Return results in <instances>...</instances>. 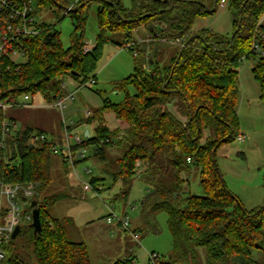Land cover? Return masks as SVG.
<instances>
[{"label": "trees", "instance_id": "obj_1", "mask_svg": "<svg viewBox=\"0 0 264 264\" xmlns=\"http://www.w3.org/2000/svg\"><path fill=\"white\" fill-rule=\"evenodd\" d=\"M38 1L34 16L55 5L67 9L71 0ZM89 1L80 0L69 12L76 30L69 48L64 47L54 24L37 22L40 32L25 40L30 49L27 61L17 65L11 58H0V100L30 93L32 97L40 94L46 104L53 103L65 93V76H83L84 83L93 74L91 78L96 80L94 72L105 44L111 41L110 33H122L128 42L132 30L145 26L152 39L137 43L134 72L114 84L123 92V100L107 98L91 117L81 120L94 125L93 133L84 137V146L92 150L87 159L95 156L105 160L107 148L120 147L122 153L107 170L113 184L121 182L122 194L117 198L125 202L136 163L142 162L140 179L148 192L141 200L143 228L138 231L159 232L157 216L166 212L174 253L182 264L195 258L199 248L206 250L207 264H262L254 258L253 250H264V203L251 210L244 206L226 186L216 154L223 143L236 141L241 133L239 69L246 58L256 60L252 70L264 102V0H227L234 17L230 36L208 28L194 29L199 18L216 12L221 0L217 5L212 0L214 11L200 0H132L131 8H125L121 0H96L100 3V31L93 49L85 53L82 7ZM158 35L185 39L178 45L163 42ZM256 40L263 54L253 49ZM169 48L170 60L164 62ZM8 111L0 108V142L3 120L18 121ZM108 113L114 114L117 127L108 125ZM19 125L0 146V182L37 184L35 200L42 230L36 234L34 229L22 227L20 234L28 230L27 248H17L12 238L6 245L8 256L3 264H32L29 253L34 255L35 264H92L87 244L70 240L63 223L45 210L46 205L61 199L57 194L42 198L41 193L53 182L54 155H61L53 148L56 140L43 129ZM206 130L210 134L203 141ZM42 134L48 139L42 140ZM196 169L202 194L189 190ZM103 180L95 176L91 182L104 186ZM161 263L177 264L173 257Z\"/></svg>", "mask_w": 264, "mask_h": 264}, {"label": "rangeland", "instance_id": "obj_2", "mask_svg": "<svg viewBox=\"0 0 264 264\" xmlns=\"http://www.w3.org/2000/svg\"><path fill=\"white\" fill-rule=\"evenodd\" d=\"M76 0H71L68 7ZM125 8L132 7V0H121ZM212 8V0H200ZM80 0H77L73 9L78 6ZM39 1L33 0V6L36 10ZM99 2L90 0L82 7V15L86 17L85 39L86 42H92L96 39L100 31L98 23ZM34 10V11H35ZM37 22H46L54 24L61 32L62 41L65 48L71 46L72 34L76 31L75 24L67 9L59 5L52 8L41 10L35 15ZM233 12L229 1L224 6L218 4L214 14L199 18L194 29L202 28L212 29L216 32L230 36L233 31ZM145 26L139 27L138 37H144L147 33ZM111 41L107 42L103 49V55L98 60L96 74V83H89L87 87L79 88L80 82L84 77H79L78 81L72 80L70 76H65L64 82L70 84V90L74 91V98L66 101V107L62 112L53 103L46 104L40 94L32 97L33 105H23L11 107L9 114L14 115L20 123H27L35 129H43L53 137L57 143L63 141L64 125L79 124L78 133L85 139V130L88 128L93 133V123H86L84 114L86 110H96L101 107L105 99L112 102L123 100V92L115 89V83L123 80L134 72L135 55L133 50L124 48L126 42L122 33H110ZM171 48L166 51L163 61L170 60ZM19 62H24L23 58H16ZM256 63L254 58H246L240 66V96L238 102V114L240 120V132L245 134L244 141L238 139L233 142L223 143L217 151L216 160L218 167L223 175L226 186L233 191L248 209H254L264 203V102L260 98L261 86L255 79L253 67ZM93 74L89 76L91 80ZM70 82V83H69ZM133 91V87L130 88ZM102 92L101 94L98 92ZM23 99V96H20ZM108 125L111 128L117 127V122L113 113L107 114ZM77 129V128H76ZM122 133V132H121ZM123 134V133H122ZM209 130L205 131L203 141L209 136ZM120 147L114 146L107 148V157L100 160L95 156L89 159L79 161L74 170L66 162H61L59 155L53 157V182L46 190H43V197L61 195V199L53 204L45 206V210L51 217L59 219L66 228L67 236L73 241H85L88 245L89 253L94 264H108L114 257H119L121 253L109 244L110 239L116 241L121 237H132L124 228L112 232L111 225L107 223V214L110 210L106 203L113 205L116 213L122 214L127 206L128 216L131 218V226L141 225L143 220L141 211V200L147 194L148 190L141 179L133 178L132 189L127 202L123 199H115L120 196L121 182L113 184L111 169L117 157L122 153ZM64 172L66 179L74 184L72 189H66L59 183L58 175ZM103 177L104 188L98 192H88L84 189V184L91 182L93 177ZM70 178V179H69ZM62 186V187H61ZM111 187V188H110ZM189 190L192 194H202L203 189L200 185V172L194 170L189 183ZM114 193H117L114 196ZM70 195V196H68ZM68 196V197H67ZM73 203V205H71ZM260 203V204H258ZM70 204L68 207L64 205ZM32 210V209H29ZM94 220L93 223H87ZM160 231L152 232L141 230L140 243L134 240L133 248L137 250V264H154L150 258L152 252L159 254L160 258L157 264H162L161 260H173L177 264H182L181 260L176 258L172 235L167 225L166 212H160L157 216ZM26 224L25 222H22ZM116 223V222H114ZM143 225V223H142ZM141 227V226H140ZM31 228V227H30ZM143 228V227H142ZM33 229V228H32ZM134 230V229H133ZM28 230L19 234L12 241L17 248H27ZM110 235V238H108ZM131 240V239H130ZM108 245V246H107ZM32 264L36 260L32 253H29ZM253 256L259 262L264 264V250L254 249ZM124 258H117V260ZM176 260V261H175ZM208 255L204 248H199L197 256L189 260L187 264H207ZM185 264V262H183Z\"/></svg>", "mask_w": 264, "mask_h": 264}, {"label": "built area", "instance_id": "obj_3", "mask_svg": "<svg viewBox=\"0 0 264 264\" xmlns=\"http://www.w3.org/2000/svg\"><path fill=\"white\" fill-rule=\"evenodd\" d=\"M75 2L67 7V12L69 13L73 10ZM227 0H221L220 5L224 6ZM33 0H0V58H11L13 62L17 65L24 63L29 57V47L25 44L27 37L36 35L40 32V28L37 25L35 19ZM139 29L132 30L131 39L126 42L124 48L133 50L134 55L137 56L138 51L136 45L139 42L150 41L152 39L151 35L147 32L144 37H138ZM158 39L163 42H168L172 44L183 45L184 37L176 38H165L158 35ZM95 41L86 42L84 44L83 50L85 53L90 52L95 46ZM253 49L257 53H262L263 51L258 44L257 40L254 41ZM23 58L24 62L17 61L16 58ZM89 83H96L94 78L88 80L84 83L80 82L79 88L87 87ZM64 90H66V83L62 84ZM74 92H65L56 98L53 105L58 107L62 112L66 107V101L74 98ZM23 99L10 98L8 100H0V108L7 111L11 107L23 106V105H33L32 95L30 93H25L22 95ZM93 114L92 110H86L84 118L88 119ZM73 124H67L64 120V139L61 143H57L53 146L56 152L61 151V156L63 160L69 164V166L74 170L75 165L79 161L86 160L92 150L84 146V139L75 130H70L69 126ZM19 122L13 119L5 118L2 122L3 128V139L0 142V146L4 145V138L11 132L19 128ZM42 140L48 139L45 134L41 135ZM245 134L239 133L238 140L244 141ZM142 162L137 161L135 168V178H141L142 175ZM103 185H98L97 187L92 184V182H87L84 184V189L88 192L103 189ZM37 195V184L30 182L28 184L21 183H8L0 182V264H3L7 259L6 245L12 239V234L18 225H28L33 222L32 210L28 209V205L35 200ZM109 223L117 222L122 228H124L132 238L140 243L141 235L137 230H131V218L128 216L127 210L125 209L122 214H118L114 207L110 208V214L107 217ZM25 222L26 224H23ZM150 258L154 264H157V259L159 254L152 252Z\"/></svg>", "mask_w": 264, "mask_h": 264}, {"label": "crops", "instance_id": "obj_4", "mask_svg": "<svg viewBox=\"0 0 264 264\" xmlns=\"http://www.w3.org/2000/svg\"><path fill=\"white\" fill-rule=\"evenodd\" d=\"M72 80H75V81H78V83L80 82L79 81V79H75V78H71ZM70 83V82H69ZM70 84H67V87H66V90H65V92H74V91H72V89L70 90ZM75 131H77L78 132V127H77V129L75 128L74 129ZM94 131V130H93ZM86 132H88V134L90 135L91 134V132H92V130H89L88 128L85 130V133ZM62 142V141H61ZM60 142V143H61ZM59 157H60V161L61 162H65L64 160H63V158H62V156L61 155H59ZM97 158V157H96ZM58 177V180H59V183H61L66 189H72L71 188V186L74 184L71 180H67L66 179V176H65V174H64V172H60L59 173V175L57 176ZM70 179V178H69ZM62 187V186H61ZM117 193H114V196L116 195ZM68 196H70V195H68ZM67 196V197H68ZM115 199H118L117 197H115ZM258 204H260V203H258ZM71 205H73V203H71ZM106 205L108 206V208H109V210H110V208L111 207H113V205H110L109 203L107 204L106 203ZM68 206H70V204H67V205H64V207L66 208V207H68ZM258 206H260V205H258ZM125 209L127 210V206L125 207ZM110 213H108L107 214V216L109 215ZM106 220H107V218H106ZM87 223H93V225H94V220H92V221H90V222H87ZM107 223H109L108 221H107ZM142 223H143V220L141 221V225H139V226H135V227H133V229L134 230H139V228H141L142 227ZM109 225H111V228H109V229H111V231L114 233L115 231L117 232L118 231V229H121L122 227L116 222V223H109ZM141 226V227H140ZM128 237V236H127ZM127 237H125V239H121V237H119V239H117L116 241H114V240H112V239H110L111 240V242L109 241V244L108 245H110L111 247H113L114 249H117L119 252H121L118 256L119 257H114L113 259H111V261H109V263L108 264H116L117 262H119V261H122V260H127V259H134V261H133V263L134 264H137V260H138V255H137V250L135 251L134 250V248H133V243H134V239L132 238V237H130V239L129 238H127ZM108 238H110V235H109V237ZM82 242H85V241H82ZM86 243V242H85ZM87 244V243H86ZM107 245V246H108ZM88 246V245H87ZM90 257H91V255H90ZM117 258H124V259H120V260H117ZM91 262H92V264H94L93 263V261H92V258H91Z\"/></svg>", "mask_w": 264, "mask_h": 264}, {"label": "water", "instance_id": "obj_5", "mask_svg": "<svg viewBox=\"0 0 264 264\" xmlns=\"http://www.w3.org/2000/svg\"><path fill=\"white\" fill-rule=\"evenodd\" d=\"M215 5H217V0H215ZM211 11H214L215 8H210ZM231 40H233V36L231 38ZM73 74H79L78 72H73ZM86 136H89L88 132H86ZM31 205L33 207V210H32V214H33V222L28 224V225H18L13 234H12V238H16L21 230H22V227H31L34 229V232L37 234L39 232H41L42 230V220H41V211H40V208L38 207V201L37 200H33L31 202Z\"/></svg>", "mask_w": 264, "mask_h": 264}]
</instances>
